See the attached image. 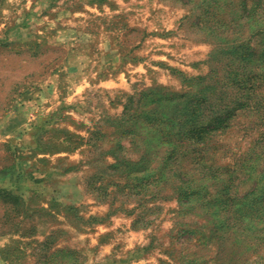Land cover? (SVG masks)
Segmentation results:
<instances>
[{"label": "rangeland", "instance_id": "374dc122", "mask_svg": "<svg viewBox=\"0 0 264 264\" xmlns=\"http://www.w3.org/2000/svg\"><path fill=\"white\" fill-rule=\"evenodd\" d=\"M0 264H264V0H0Z\"/></svg>", "mask_w": 264, "mask_h": 264}]
</instances>
